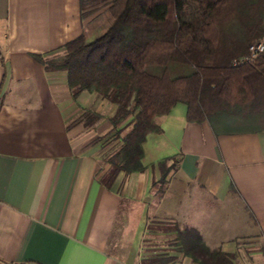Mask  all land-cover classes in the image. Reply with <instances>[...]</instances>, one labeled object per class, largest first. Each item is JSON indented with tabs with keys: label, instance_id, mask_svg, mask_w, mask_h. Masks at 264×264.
I'll use <instances>...</instances> for the list:
<instances>
[{
	"label": "crops",
	"instance_id": "crops-1",
	"mask_svg": "<svg viewBox=\"0 0 264 264\" xmlns=\"http://www.w3.org/2000/svg\"><path fill=\"white\" fill-rule=\"evenodd\" d=\"M90 20L78 0H0V264H127L107 253L122 213L126 226L157 218L172 235L195 229L232 264H264V131L214 136L176 104L145 137L144 170L100 185L107 156L79 138L90 128L78 101L94 94L72 101L65 74L32 58L59 55ZM173 157L158 197L155 164ZM160 264L193 263L173 252Z\"/></svg>",
	"mask_w": 264,
	"mask_h": 264
},
{
	"label": "trees",
	"instance_id": "trees-1",
	"mask_svg": "<svg viewBox=\"0 0 264 264\" xmlns=\"http://www.w3.org/2000/svg\"><path fill=\"white\" fill-rule=\"evenodd\" d=\"M78 5L82 19L91 17L81 35L59 56L32 58L45 71L65 74L72 101L86 92L113 107L108 133L118 144L106 158L101 186L108 188L118 173L144 170L145 137L161 133L159 119L176 104L185 106L187 123L204 122L214 136L264 131V52L253 57L249 52L251 45L264 43V0H78ZM84 115L87 129L100 119L93 112ZM174 160L155 164L159 178L150 187L158 197L177 168ZM172 231L173 252L191 263L232 264L195 229Z\"/></svg>",
	"mask_w": 264,
	"mask_h": 264
},
{
	"label": "rangeland",
	"instance_id": "rangeland-1",
	"mask_svg": "<svg viewBox=\"0 0 264 264\" xmlns=\"http://www.w3.org/2000/svg\"><path fill=\"white\" fill-rule=\"evenodd\" d=\"M62 52L63 50L59 55ZM77 105L83 107L89 113L95 112L100 116V119L89 127L90 132L80 135L79 138H83V145L87 147L101 146V152L98 151L97 154L105 155L106 158L107 153L112 152L118 144L114 135L108 133L110 128L108 118L113 114V107L96 95H84V98L78 101ZM78 119L75 121H78ZM81 119L79 121L84 124V120L87 119L86 115ZM205 202L212 203L207 202V200ZM125 215V213L119 214V217L115 220L107 247V253L110 256L127 264H140V262L153 264L155 259L164 261L166 257L173 254L170 248L172 233L169 231V226L164 227L165 223L149 216L144 217L143 227L126 226L128 219ZM226 215H228L227 211L221 213L222 218H226Z\"/></svg>",
	"mask_w": 264,
	"mask_h": 264
},
{
	"label": "built area",
	"instance_id": "built-area-1",
	"mask_svg": "<svg viewBox=\"0 0 264 264\" xmlns=\"http://www.w3.org/2000/svg\"><path fill=\"white\" fill-rule=\"evenodd\" d=\"M249 52H250L252 57L261 53V52H264V43H258L255 45H251L249 47Z\"/></svg>",
	"mask_w": 264,
	"mask_h": 264
}]
</instances>
